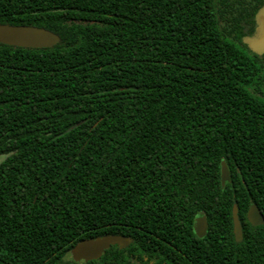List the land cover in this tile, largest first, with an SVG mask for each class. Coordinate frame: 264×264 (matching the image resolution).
I'll list each match as a JSON object with an SVG mask.
<instances>
[{
  "label": "trees",
  "instance_id": "1",
  "mask_svg": "<svg viewBox=\"0 0 264 264\" xmlns=\"http://www.w3.org/2000/svg\"><path fill=\"white\" fill-rule=\"evenodd\" d=\"M262 5L0 0L60 37L0 43V264H264V54L242 41ZM106 234L130 242L72 260Z\"/></svg>",
  "mask_w": 264,
  "mask_h": 264
},
{
  "label": "water",
  "instance_id": "2",
  "mask_svg": "<svg viewBox=\"0 0 264 264\" xmlns=\"http://www.w3.org/2000/svg\"><path fill=\"white\" fill-rule=\"evenodd\" d=\"M255 28L251 35L244 36L242 41L254 53L264 54V5L255 14ZM60 37L55 32L35 25L0 23V43L18 46L42 48L50 47L58 43ZM220 172L221 183L230 180L226 164L222 161ZM248 221L252 225H264V216L255 204H251L246 213ZM233 233L236 241L242 237L241 225L236 213V206L232 209ZM207 221L204 215L196 216L193 219V232L201 237L205 234ZM130 239L123 235L106 234L94 238L84 239L77 242L70 250L73 261L83 263L87 260L97 259L102 253L113 244L125 247Z\"/></svg>",
  "mask_w": 264,
  "mask_h": 264
},
{
  "label": "rangeland",
  "instance_id": "3",
  "mask_svg": "<svg viewBox=\"0 0 264 264\" xmlns=\"http://www.w3.org/2000/svg\"><path fill=\"white\" fill-rule=\"evenodd\" d=\"M71 256V255H70Z\"/></svg>",
  "mask_w": 264,
  "mask_h": 264
}]
</instances>
